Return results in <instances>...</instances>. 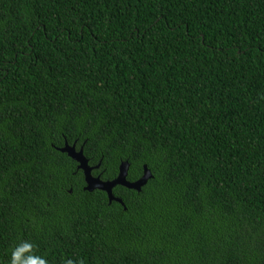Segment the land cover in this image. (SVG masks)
Wrapping results in <instances>:
<instances>
[{"label": "trees", "instance_id": "16d2710c", "mask_svg": "<svg viewBox=\"0 0 264 264\" xmlns=\"http://www.w3.org/2000/svg\"><path fill=\"white\" fill-rule=\"evenodd\" d=\"M0 264H264V0H0Z\"/></svg>", "mask_w": 264, "mask_h": 264}, {"label": "water", "instance_id": "95a60500", "mask_svg": "<svg viewBox=\"0 0 264 264\" xmlns=\"http://www.w3.org/2000/svg\"><path fill=\"white\" fill-rule=\"evenodd\" d=\"M60 152L66 153L70 158L76 161L79 166L78 169L84 172L85 181H86V188L85 190L89 192H94L95 190H101L107 193L110 203L113 201L124 205L122 199L117 198L114 195V189L117 186H122L130 190H135L140 192L141 189L147 185L150 179L153 178L152 172L148 169L147 166L144 167V174L143 176L135 181L130 182L128 181V174L130 165L128 162H123L120 165L119 175L113 181H103L101 176H94L93 171L98 169L99 167H90L89 161L84 155V149L77 150L76 144L70 146L67 142L64 148L60 149Z\"/></svg>", "mask_w": 264, "mask_h": 264}, {"label": "bare ground", "instance_id": "6f19581e", "mask_svg": "<svg viewBox=\"0 0 264 264\" xmlns=\"http://www.w3.org/2000/svg\"><path fill=\"white\" fill-rule=\"evenodd\" d=\"M129 197V196H128Z\"/></svg>", "mask_w": 264, "mask_h": 264}]
</instances>
